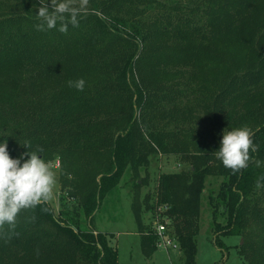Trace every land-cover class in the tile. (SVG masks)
I'll use <instances>...</instances> for the list:
<instances>
[{"label": "trees", "instance_id": "obj_1", "mask_svg": "<svg viewBox=\"0 0 264 264\" xmlns=\"http://www.w3.org/2000/svg\"><path fill=\"white\" fill-rule=\"evenodd\" d=\"M38 7L0 0V141L12 157L57 154L61 173L75 175L63 185L79 201L69 210L61 196L56 213L42 200L0 225V264H118L113 234L81 226L75 210L91 215L127 170L137 174L203 119L215 133L255 127L261 139L247 167L234 172L207 150L187 153L189 167L160 174L144 209L152 212L155 198L169 204L182 264H197L211 171L222 178L207 193L213 242L233 247L242 264H264V0H89L65 33L38 31ZM80 78L83 91L69 86ZM136 211L149 258L157 237ZM226 236L240 241L227 245Z\"/></svg>", "mask_w": 264, "mask_h": 264}, {"label": "rangeland", "instance_id": "obj_2", "mask_svg": "<svg viewBox=\"0 0 264 264\" xmlns=\"http://www.w3.org/2000/svg\"><path fill=\"white\" fill-rule=\"evenodd\" d=\"M236 127L249 128L253 143L260 141L261 138L259 136H254L255 127L253 126L233 125L226 129ZM223 129L225 128L219 129V133L213 132L206 119L187 124L185 128H182L184 135L181 136L179 142L171 144L169 149L165 151L159 149L155 153L152 152L149 155V163L145 167H140L137 174L130 172V169L127 170L120 177L118 185L105 194L103 201L101 199L98 210H94L91 215L85 216L80 208L76 209L75 211L78 213L76 219L79 220L80 225L83 227H91L95 231L113 234L112 238L109 237V241L118 251V264H182L183 253L180 250L176 251L177 249L171 250V252L159 247L152 254L153 256L151 255V257L147 258L143 255L135 219L136 209L141 212L142 223L145 224V221L149 219V214L144 209L145 205L142 197L149 190H153L158 176L164 172H176L188 168L190 161L189 157H186L187 153L207 150L215 155ZM250 152L251 149L249 154ZM20 156L21 154L18 153L17 157ZM45 160L50 164L55 174V184L47 201L57 213L60 207V197L64 196V199L69 204V210H73L72 206H76V202L79 199L68 193V185H63V180H74L75 175L70 174L68 171H62L61 173V160L57 154H54L52 159ZM210 172L205 177V189L202 194L197 218V264H242L233 247L226 251V249L218 247L213 242L215 233L211 225V208L208 205L207 193L210 189H217L222 178ZM99 177L100 175L98 174L97 180ZM137 181H140L141 185H138ZM138 186H140L139 196L136 195ZM222 241L227 245H235L240 241V238L226 236L222 237Z\"/></svg>", "mask_w": 264, "mask_h": 264}, {"label": "clouds", "instance_id": "obj_3", "mask_svg": "<svg viewBox=\"0 0 264 264\" xmlns=\"http://www.w3.org/2000/svg\"><path fill=\"white\" fill-rule=\"evenodd\" d=\"M88 2L89 0H39V7L35 10L39 23L34 27L38 31L57 29L65 33L69 25H79ZM68 83L70 87L83 91L86 82L80 78ZM25 146L26 149L30 148V144ZM250 148L254 149L255 145L249 128H225L215 155L225 168L235 172L247 167ZM42 152V148H37L26 150L20 157H12L6 141H0V225H13L22 209L34 207L50 198L55 174L42 157Z\"/></svg>", "mask_w": 264, "mask_h": 264}, {"label": "built area", "instance_id": "obj_4", "mask_svg": "<svg viewBox=\"0 0 264 264\" xmlns=\"http://www.w3.org/2000/svg\"><path fill=\"white\" fill-rule=\"evenodd\" d=\"M152 212L149 213L150 227L157 237V248L161 247L166 251L177 249L179 251L178 242L168 232L170 229L171 218L168 215L169 204L166 202L156 203ZM172 252V251H171Z\"/></svg>", "mask_w": 264, "mask_h": 264}, {"label": "crops", "instance_id": "obj_5", "mask_svg": "<svg viewBox=\"0 0 264 264\" xmlns=\"http://www.w3.org/2000/svg\"><path fill=\"white\" fill-rule=\"evenodd\" d=\"M153 256V255H152Z\"/></svg>", "mask_w": 264, "mask_h": 264}]
</instances>
